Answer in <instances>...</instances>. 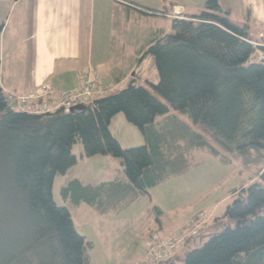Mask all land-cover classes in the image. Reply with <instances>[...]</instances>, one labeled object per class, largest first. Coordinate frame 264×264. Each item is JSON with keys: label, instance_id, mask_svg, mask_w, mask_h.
Segmentation results:
<instances>
[{"label": "trees", "instance_id": "trees-1", "mask_svg": "<svg viewBox=\"0 0 264 264\" xmlns=\"http://www.w3.org/2000/svg\"><path fill=\"white\" fill-rule=\"evenodd\" d=\"M141 12L167 16L171 11L144 7ZM247 30L218 0H206L197 15L171 17V32L145 51L153 57L156 83L147 81L148 87L133 79L72 111H18L0 86V264H91L93 242L76 231L70 210L52 194L55 176L80 157L120 161L123 178L86 184L74 179L61 188L72 206L85 203L106 215L121 213L149 197L157 184L188 171L198 151L224 164L261 165L264 63L256 60ZM118 114L138 129L143 144L120 145L110 130ZM76 143L83 148L80 157L72 151ZM153 209L162 215L159 207ZM201 217L191 218L200 222L197 236L187 237L159 264H264V166L256 179L232 191L222 216L214 217L216 224L221 218L232 224L178 257L181 245L202 236L209 218ZM190 222L173 234L159 226L151 230L135 264H143L154 243L178 237Z\"/></svg>", "mask_w": 264, "mask_h": 264}, {"label": "crops", "instance_id": "crops-1", "mask_svg": "<svg viewBox=\"0 0 264 264\" xmlns=\"http://www.w3.org/2000/svg\"><path fill=\"white\" fill-rule=\"evenodd\" d=\"M0 1L4 9L3 20L0 21L3 24L0 32V86L5 92L19 95L28 94L43 82L49 83L55 94L76 91L82 84V72L89 67L98 72L109 92L118 90L123 82L133 79L142 84L145 73L141 68L147 60L144 53L149 45L141 43L128 61L124 57L127 44L124 38L133 27H141V23L149 18L164 16L161 13L145 14L141 12L144 6L130 0ZM218 2L229 11L234 23L247 24L252 39L257 40L264 35V0ZM180 9L179 5H173L167 16L170 19L179 17L175 11ZM194 12L187 14L183 10L181 16L198 14ZM246 16L249 22L244 21ZM116 27H119L118 35L123 37L115 35ZM117 42L118 51L115 50ZM185 223L175 228L162 223L158 226L161 231L173 234ZM144 253L143 243L141 251L133 254L126 264H134Z\"/></svg>", "mask_w": 264, "mask_h": 264}, {"label": "rangeland", "instance_id": "rangeland-1", "mask_svg": "<svg viewBox=\"0 0 264 264\" xmlns=\"http://www.w3.org/2000/svg\"><path fill=\"white\" fill-rule=\"evenodd\" d=\"M130 1H136L144 7H152L168 12L172 11V5H179L181 8L180 12L184 10L187 14H193L194 11H197L196 13L199 14L204 9L206 0ZM3 10L2 1H0V21L3 20ZM244 21L249 22V17L246 16ZM118 28H115V35L118 38L119 35L123 37L121 34L118 35ZM140 31H142L141 35ZM170 32L171 19L168 16L149 18L148 21L141 23V27H133L124 38L127 43L124 57L130 61L131 54L134 53L141 43L150 45L159 37ZM115 47V50L118 51L119 42H117ZM146 56L148 57L142 65L141 72L145 73L142 84L148 86L146 85L147 81L156 83L158 78L153 57ZM18 66L16 68L21 69ZM42 84L49 83L43 82L40 85ZM128 84L129 82H123L119 89L125 88ZM61 93L55 94L54 92V97L57 98ZM110 130L122 147L138 146L144 142L141 133L135 126L126 121L123 114H119L114 118ZM72 151L80 157V153L83 151L82 145L80 143L74 144ZM263 166L264 161L261 165L253 166H246L237 161L224 164L218 158L210 156L203 151H198L195 153L194 165L188 171L181 175L172 176L157 184L150 189L149 197L140 198L121 213L106 215L98 213L85 203L74 207L70 201H64L62 198L61 188L66 186L71 180L79 179L83 183H92L124 177L123 169L118 159L108 155L84 156L83 158H78V163L72 166L64 175L55 176L52 194L56 204L67 206L70 210L76 231L84 235L87 240L93 242L94 248L91 250L90 258L94 264H102L103 260L105 262L111 261L110 264H114L112 261L126 264L133 254L139 253L147 234L151 230L157 229L159 224L157 222L159 215L153 209L154 206L161 209L160 222L172 228L185 221L187 223L188 221L197 222L191 218L198 214L200 215L199 220L202 219L201 216L209 218L203 227L200 239H190L187 241L189 245L186 246V242L180 246L178 251L176 250V255L182 257L183 253L195 244L203 243L211 234L220 231L225 223H231L228 219L221 218L219 223L216 224L214 217L222 216L225 207L231 201L232 191L256 179L259 169ZM1 214L0 208V220L2 218ZM162 232L165 233V231ZM181 243L182 241L178 245ZM105 252L106 256H104Z\"/></svg>", "mask_w": 264, "mask_h": 264}, {"label": "built area", "instance_id": "built-area-1", "mask_svg": "<svg viewBox=\"0 0 264 264\" xmlns=\"http://www.w3.org/2000/svg\"><path fill=\"white\" fill-rule=\"evenodd\" d=\"M249 42L256 50L257 61L264 63V52L260 50V47L264 46V35L260 36L258 40H250ZM107 92L108 88L103 85L98 72L89 67L82 72V86L78 91L63 92L56 98L51 86L42 84L28 94L17 95L7 92L6 96L13 108L18 111L29 114H45L60 108L68 111L74 105L89 102ZM199 224L200 222L191 221L189 223L190 228L179 234L177 239H163L154 243L153 248L148 251L144 258L143 264H159L164 261L178 247L179 242L184 241L189 236H197Z\"/></svg>", "mask_w": 264, "mask_h": 264}, {"label": "water", "instance_id": "water-1", "mask_svg": "<svg viewBox=\"0 0 264 264\" xmlns=\"http://www.w3.org/2000/svg\"><path fill=\"white\" fill-rule=\"evenodd\" d=\"M80 107L81 105H77V106L72 107L70 110L72 111V110L80 109Z\"/></svg>", "mask_w": 264, "mask_h": 264}]
</instances>
